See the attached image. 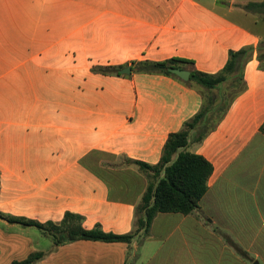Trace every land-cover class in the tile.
I'll list each match as a JSON object with an SVG mask.
<instances>
[{
    "label": "crops",
    "instance_id": "crops-1",
    "mask_svg": "<svg viewBox=\"0 0 264 264\" xmlns=\"http://www.w3.org/2000/svg\"><path fill=\"white\" fill-rule=\"evenodd\" d=\"M250 3L0 0V264L34 253H44L36 264H264V17ZM246 46L256 52L245 91L188 147L213 165L197 212L160 213L131 244L55 248L50 235L10 222L59 224L71 212L86 229L132 232L149 180L127 160L157 165L169 135L203 106L197 89L135 73L133 62L178 58L216 74Z\"/></svg>",
    "mask_w": 264,
    "mask_h": 264
},
{
    "label": "trees",
    "instance_id": "trees-1",
    "mask_svg": "<svg viewBox=\"0 0 264 264\" xmlns=\"http://www.w3.org/2000/svg\"><path fill=\"white\" fill-rule=\"evenodd\" d=\"M244 9L255 14H264V2L250 3L244 6ZM255 52L256 49L253 46L230 52L226 66L216 74L190 69L191 80L189 82L182 81L169 69H188L194 65L191 61L172 58L161 62H133L135 73L173 77L197 89L203 96V106L194 117L185 122L180 131L169 135L161 160L157 165L127 160V163L138 166L149 180L145 194L136 206L135 229L132 232L107 233L101 225L86 229L83 226L84 217L71 212H67L59 224L53 222L41 224L24 218H10V222L35 227L44 234L50 235L54 240L55 248L81 240L131 244L139 234L143 233L147 236L150 233L151 225L160 213L190 215L197 212L203 197L209 190L213 165L203 156L188 151V147L190 143L203 142L214 132L226 117L234 100L245 91L244 69L253 59ZM257 53V59L261 62L260 67L264 69L262 47L257 49ZM124 68L125 66H97L92 71L102 75L123 76L120 71ZM227 89L234 90L230 99L225 98ZM261 132L264 134V124L261 126ZM86 167L89 168L88 165ZM43 257L44 253H34L26 260L13 264H36Z\"/></svg>",
    "mask_w": 264,
    "mask_h": 264
},
{
    "label": "water",
    "instance_id": "water-1",
    "mask_svg": "<svg viewBox=\"0 0 264 264\" xmlns=\"http://www.w3.org/2000/svg\"><path fill=\"white\" fill-rule=\"evenodd\" d=\"M169 71L179 77L184 82H189L191 80V71L186 69L180 68H170ZM122 75H131L132 74V67H126L120 71Z\"/></svg>",
    "mask_w": 264,
    "mask_h": 264
},
{
    "label": "rangeland",
    "instance_id": "rangeland-1",
    "mask_svg": "<svg viewBox=\"0 0 264 264\" xmlns=\"http://www.w3.org/2000/svg\"><path fill=\"white\" fill-rule=\"evenodd\" d=\"M205 1H207V0H205ZM237 1H238V3H246V4L250 3V2H264V0H237ZM218 7L222 8L223 6L219 5ZM258 14H260V17H264L263 13H258ZM233 19L238 20V17L237 16H233ZM262 46L264 48V41H263V45ZM226 86H228V84ZM233 93H234L233 89H227L225 91V98L226 99H230L231 96L233 95ZM251 259H253V258H251Z\"/></svg>",
    "mask_w": 264,
    "mask_h": 264
}]
</instances>
